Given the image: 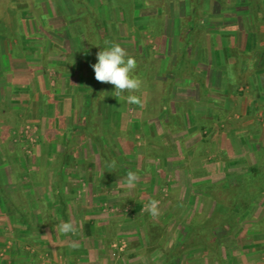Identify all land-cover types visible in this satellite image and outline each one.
I'll return each mask as SVG.
<instances>
[{
  "label": "rangeland",
  "instance_id": "1",
  "mask_svg": "<svg viewBox=\"0 0 264 264\" xmlns=\"http://www.w3.org/2000/svg\"><path fill=\"white\" fill-rule=\"evenodd\" d=\"M196 1L211 14L205 24L196 18L199 36L189 48L190 63L201 82L188 77L174 80L169 105L179 122L175 128L173 118H159L162 79L180 55L184 27ZM86 7L93 14L84 22ZM238 16L245 17L247 38L238 34ZM106 42L119 43L135 58L134 74L142 85L133 94L139 104L127 103L128 93H115L107 82L99 84L105 91L96 90L85 104L93 85L92 50L99 51L98 45ZM0 49L12 57L11 63H0V264L24 254L23 245L41 239L32 233L35 227L43 226L47 241L64 246L58 225L65 218L76 229L69 234L72 242L83 238L79 234L89 236L92 225L103 250L134 236L135 245H144L141 258L163 262L169 249L186 238V228L211 209L208 182L222 184L229 173L234 180L264 159L260 147L264 145V0H0ZM35 63L43 67L44 85L23 72ZM25 84L32 87L27 91ZM66 97H71L73 113L70 120L62 115L60 126L68 128L65 138L69 134V145L79 151L62 155L75 170L59 172L56 188L63 201L59 208L52 188L40 182L57 179L44 168L51 159L50 147L64 146L63 139L54 138L53 125L43 127L40 118L54 99L61 109ZM38 101L39 120L31 108ZM107 101L112 103L111 112L105 109ZM86 107L93 132H98L109 155L108 169L90 134L70 127L74 119L77 124L85 121ZM113 162L123 166L118 174ZM129 170L137 177L132 185L127 182ZM91 174L101 175L98 182L91 184ZM63 181L66 188L60 186ZM152 199L158 202L157 216L145 211ZM141 200L143 208L132 211ZM255 204L230 235L216 228L213 249L184 252L176 264H264V194ZM87 213L96 214L94 225H89ZM21 217L32 225L30 231L22 226ZM143 226L146 234L140 240L138 229ZM78 244L76 251L83 247L89 253L84 240ZM131 253L95 263L135 264ZM59 254L64 255L55 249L46 257L51 260ZM39 255L33 260H43Z\"/></svg>",
  "mask_w": 264,
  "mask_h": 264
},
{
  "label": "trees",
  "instance_id": "2",
  "mask_svg": "<svg viewBox=\"0 0 264 264\" xmlns=\"http://www.w3.org/2000/svg\"><path fill=\"white\" fill-rule=\"evenodd\" d=\"M81 2V0H79ZM191 18L188 21L187 25H185V35L183 36V47L181 49L180 55L178 56L174 67L171 70L166 71L167 74L163 77L162 82L164 83V95L162 96V109L159 113L160 119H163L168 116L169 118H173L172 124L178 127V120L176 113L173 114V109L171 105H169L170 94L172 91V85L174 80L178 77H188L189 79H193L200 83V77L194 72L193 67L190 63V54L192 55V49L189 50L191 46V41L197 39L199 36V31L195 29V20L199 17L203 24L207 21V18L211 17L208 9L204 6H200L196 1L195 4L192 5ZM85 15H83V21L87 22L86 16H92V11L90 8L86 7L84 9ZM122 11V9H119ZM239 18V26L237 29L240 37L247 38L246 36L249 33V28L246 25L245 17L238 16ZM94 23L97 24V19L94 20ZM98 25V24H97ZM235 24H233L234 26ZM187 26V27H186ZM183 34V33H182ZM103 45V44H102ZM101 45V47H103ZM93 60L91 63H95L96 61V53L97 50H92ZM191 52V53H190ZM189 53V54H188ZM137 64V63H136ZM138 67V66H137ZM136 67V68H137ZM202 72V71H201ZM91 79L93 85L91 86L92 91L86 96V105L91 100V97L95 95V91H100L99 89L104 90L105 87L100 88V81L95 79L94 70L91 69L90 72ZM202 86V84H200ZM105 91V90H104ZM109 96L113 95L108 94ZM106 96V95H105ZM111 101H107L105 109L107 112H111ZM90 107H86V112L83 117H85V121L80 124H77L78 129H82L86 132V134H90L91 139L96 143L101 150V159L104 162L105 169L109 168L110 158L106 151L103 150V143L100 136L97 134L98 132H93L91 121L89 118L88 112ZM262 154H264V145H261ZM262 157V156H261ZM115 165L116 174H118L123 166L118 165L113 162ZM138 172H142V170H138ZM103 172L102 177L105 176ZM230 173L223 180L222 184L220 180H210L206 185V194L210 201L211 209L207 212L206 217L196 223H192L190 228L188 229V234H186V238L179 244L173 245L172 248L168 251V254L165 257V261L162 264H174L175 260L184 252L192 251V249H196L198 247H206L213 249L215 244L217 243V237L215 234L216 228H221L225 230L226 235H230L235 227L239 226L240 220H242L246 215H250L251 209L256 205V201L260 199V197L264 194V159H258L254 164L248 167L247 172L242 175L235 176L234 180H231ZM60 190H57L56 186L52 188V193L57 197V203L59 204V208H63V201L61 199L62 194H60ZM5 199V195L3 194ZM143 208V202L139 201L136 203L132 211L138 212ZM65 215V214H64ZM23 220L26 219L23 217ZM68 218H65L67 221ZM94 221V220H90ZM90 224V223H89ZM242 226V225H241ZM252 227V225H251ZM254 227V226H253ZM264 233V232H263ZM73 236V235H72ZM75 236V235H74ZM247 239L245 238V241ZM224 259H227L223 256ZM223 259V260H224Z\"/></svg>",
  "mask_w": 264,
  "mask_h": 264
},
{
  "label": "crops",
  "instance_id": "3",
  "mask_svg": "<svg viewBox=\"0 0 264 264\" xmlns=\"http://www.w3.org/2000/svg\"><path fill=\"white\" fill-rule=\"evenodd\" d=\"M7 53H5V55H4V53H2V51L0 49V63L1 64L4 61H8V62L11 63L12 57H10V55L7 54ZM29 67L30 68H28L27 70L25 69L26 71L23 70L24 74L30 75L32 81L34 80V82L37 83V85H40L41 81L43 82V85H44L45 84V80H44L45 72L43 70V67H39V64H37V63H35V65H31ZM22 87L25 88L28 91L29 87L31 88L32 85L31 84H29V85L25 84V86H22ZM48 87H49V84H48ZM56 91L58 93L59 90L57 89ZM54 100L55 101H53V103L52 102L50 103L51 106H49V108H48L47 115H44L42 118H40V116H39V112H40L39 101L37 102V104L35 106L31 107V108H33V111L35 112V114L38 113L37 119L40 118V121H42L41 125L43 126L44 124H46L47 127L53 125V130L56 133L54 135V138L59 139V137H60L61 139H63L62 144L64 146H58L57 145L58 143L54 144L55 148H54V146H51V147L49 146L52 149V151L49 152V153L52 154L49 158H51L52 160L51 159L47 160V164H45V168L44 169L47 171V173L50 172L52 177H53V175L56 176L57 179L53 178L54 180L52 179V182L50 180L48 181L47 179L42 181V182H40L42 184V187H44L46 189L48 187L53 188L54 186H56L57 183L61 182L59 172L65 171L64 170L65 168H68L67 169L68 173L73 172L75 170V169H71L72 167L69 166L70 164H67V162H64V160L62 161V155L63 154H67L68 153L67 150H71V149H73L72 152L74 151V154H72L73 156L78 154V151H79L78 148H74V147L69 145V143H70L69 134L67 135L68 137L65 138L64 129L66 130L68 128H66V127L63 128V127L60 126L62 124V115L69 117V120H70V115L73 113V108H71L72 107V105H71L72 102L69 101V100H71V97H66V98H64L63 101H61V104H62L61 109L57 108V106L55 104L57 99H54ZM54 104H55V106H53ZM25 105L26 106H30V103L28 105L24 104V106ZM34 107H35V109H34ZM35 114H33V115H35ZM159 118H160V116H159ZM72 119H74V118H72ZM66 120H67V118H66ZM70 123H71L70 127L72 128V130H74V128L75 129L77 128L76 127L77 126V122H76L75 119L72 122H70ZM62 130H63V132H62ZM46 138H47V135H46ZM50 148H48V150ZM60 149H62V150L60 151ZM54 157L58 159L57 163L53 162V160H54L53 158ZM50 160H51V163H49ZM68 173H67V175H68ZM64 176H65V174H64ZM100 176H98V178ZM91 177H92V180L91 181L89 180L91 182V184L94 181L98 182V180H99L98 178H93L92 174H91ZM60 186L66 188V182L63 181V185H60ZM49 192H50L49 194H51V190ZM142 199H144V198H142ZM144 200H141V201L144 202ZM37 213L38 212L35 211V213L33 215H35L39 219L40 216ZM87 214H88L87 217L89 218L88 219L89 223L93 224V222L96 221L95 220L96 217L93 218V216H96V214L95 213H87ZM25 217L28 218L30 216H27V213H26ZM68 217H71V216H68ZM90 220H94V221L90 222ZM21 221H22V223H21L22 226L25 227V229L30 231L29 228L32 225L28 221H26V223H25V220H23V217H21ZM91 229L93 231H90L89 236H87L86 238H84L83 234H79V236H83V238L79 239V242H77L78 240H75V238H74L75 241L72 242L73 238L69 235L71 233H67V234L62 233L60 235L61 236L60 238L61 239L62 238L65 239V240H63L65 245L61 246V244H60L61 248H59L58 247L59 244L57 245L56 243L51 242L50 240L47 241L46 238H44V235H46V231L44 230L43 226L42 227H35V228H33L32 233L36 232L35 235H41V239H39L37 241L35 240L33 243L31 241V243L33 245H35V246H33V245H23L22 246L23 248L21 247V251L22 250L25 251L24 254H22V253L21 254H17V256L16 257H12V260H10V261H9V259L8 260L2 259V263L5 261L6 264H65V263L66 264H96L97 263L96 260H99V262H101L102 258L105 257L107 259L106 261H108V260H111V258H113L114 256L119 255L120 252L127 253V255H129V254L131 255L132 254L131 252L135 253L133 255L135 260H134V258H131V261L133 260L132 263H135V264H162L164 262V261L163 262H161V261L157 262L154 259L150 260L149 258L146 257V255H144L141 258V254L144 253V252H142L143 249H144V245H141V246L135 245L133 243L134 242L133 239H135L136 237H134V236H127V238H125L124 240L119 241V242H122V244H119L117 246L115 245V243H111L110 246L112 248H110L108 251H107L108 248H105L103 250V245H100L98 238H96L97 237V233H98L97 232L98 229L94 230L92 225H90V229L89 230H91ZM138 230H139L138 231V235L140 234V231H141V237H140V240H141L143 237H145L144 235L146 234L145 233L146 229L143 226V227H139ZM51 240L53 241V238H51ZM83 240L87 244V246L86 245L85 246H86V248H88L87 251H89V253L86 252L85 250H83V247H82V249H80V252L76 251V249H75L77 247V245H79L78 243L83 244ZM57 243H59V242H57ZM177 244L178 243H176L174 245H177ZM72 245H76V246L73 247ZM55 249L56 250H59V249L62 250L64 255L62 256V254H59V255L55 256L54 258L51 257V260H49L50 258L46 257V255L48 254L49 251L51 253V252L55 251ZM156 249L158 250V248H156ZM12 252H8V254H10ZM39 252H42L41 255H39ZM38 255L41 256L43 260L34 261L33 258L34 257L36 258ZM71 258H73V259H71ZM176 261H177V259L175 260L174 264H176ZM231 264H233V263H231ZM234 264H238V263L235 262Z\"/></svg>",
  "mask_w": 264,
  "mask_h": 264
},
{
  "label": "clouds",
  "instance_id": "4",
  "mask_svg": "<svg viewBox=\"0 0 264 264\" xmlns=\"http://www.w3.org/2000/svg\"><path fill=\"white\" fill-rule=\"evenodd\" d=\"M98 46L96 61L91 64L95 79L113 85V91L117 94L127 92L128 94L124 98L127 103L139 104V97L133 94L142 85V81L134 74L137 67L135 58L116 42H106L105 46ZM136 179V173L129 170L127 173L128 184H134ZM145 211L152 216L159 215L158 202L155 199L150 200L145 205ZM58 230L67 234L75 232L76 229L70 221H66L59 223ZM72 246L75 247L76 245Z\"/></svg>",
  "mask_w": 264,
  "mask_h": 264
}]
</instances>
